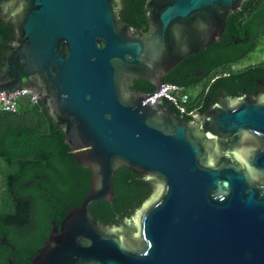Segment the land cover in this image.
I'll list each match as a JSON object with an SVG mask.
<instances>
[{"label": "water", "instance_id": "obj_1", "mask_svg": "<svg viewBox=\"0 0 264 264\" xmlns=\"http://www.w3.org/2000/svg\"><path fill=\"white\" fill-rule=\"evenodd\" d=\"M245 1L146 0L147 29L136 32L119 17L121 0H0V21L14 29L0 92L37 93L91 172L82 202L52 222L30 264H264V95L223 93L187 121L162 91L163 78L217 43ZM135 80L155 90L132 91ZM120 167L151 193L105 225L89 207L112 204Z\"/></svg>", "mask_w": 264, "mask_h": 264}, {"label": "trees", "instance_id": "obj_2", "mask_svg": "<svg viewBox=\"0 0 264 264\" xmlns=\"http://www.w3.org/2000/svg\"><path fill=\"white\" fill-rule=\"evenodd\" d=\"M145 1L121 0L119 17L135 31L147 29L143 13ZM13 37L14 29L9 21H0V67L3 50ZM221 39L224 42L210 45L208 50L185 59L196 69L225 72L217 83L224 90L233 92L239 79L264 73V60L240 73L231 70L241 61H249L252 54L264 52V47H260L264 42V0H246L241 13L229 15ZM173 71L163 78V82L181 88L190 86L183 80L185 70L180 67L178 73ZM144 88L145 93L155 90L144 80H135L130 89L140 91ZM163 102L165 106H172ZM185 107L190 109L189 104ZM172 108L176 115L190 121L188 115ZM90 179L91 173L74 161L69 148L64 145L63 133L53 125L41 103H21L16 113H0V236L5 235L18 248H30L31 255H36V248L42 247L52 222L61 221L66 209L82 202ZM112 189L111 205L96 201L89 207L92 217L105 225H117V215L130 217L151 193V187L142 175L124 167L116 170Z\"/></svg>", "mask_w": 264, "mask_h": 264}, {"label": "flooded vegetation", "instance_id": "obj_3", "mask_svg": "<svg viewBox=\"0 0 264 264\" xmlns=\"http://www.w3.org/2000/svg\"><path fill=\"white\" fill-rule=\"evenodd\" d=\"M242 7L243 4L241 6V9L236 12L241 13ZM223 35H224V31L219 37V41L217 43L224 42V40L221 39ZM244 43H246V40L244 41ZM214 44H210V45H214ZM209 46H207L205 50H208ZM262 54H264V52L256 53V55H262ZM185 58L181 60L182 62L181 66L180 65L179 67L177 66V68H175L173 73L174 74L178 73L180 67L181 70H185V75L183 80L188 82V85L190 86H187L186 88H181V87L180 88L182 94L183 91L186 90V94H184L187 96L185 105L189 104L190 109H187L185 107L186 113L184 114L188 115L190 120L195 121L196 118L200 117L205 111H207L210 108V106L218 103L223 93L229 96L230 98H240L245 96H249L253 98L256 97L257 95H264V73L259 75L251 74L244 79H239V81H237L234 84L233 92H228L224 90L223 87H221L217 83V81L225 75V72L219 69H215L210 72L205 71L203 69H196L194 65L191 64V62H188L187 61L188 59L186 60ZM263 60L264 57L261 58L258 62L250 63L251 60H249L248 61L249 63L247 64L238 63L232 66L231 70L233 72L240 73L244 69L252 65L259 64ZM191 83H195V84H191ZM29 86L39 89V86L35 80L29 82ZM145 90L146 88L141 89L140 91L141 92L144 91L143 93H145ZM53 222L59 223L60 221H56V222L53 221ZM39 249L40 248H36L37 251ZM35 256L36 255H31L30 248L28 247L24 249L18 248L15 245H13L10 242L9 238H7L5 235L0 236V264H30L31 259Z\"/></svg>", "mask_w": 264, "mask_h": 264}, {"label": "built area", "instance_id": "obj_4", "mask_svg": "<svg viewBox=\"0 0 264 264\" xmlns=\"http://www.w3.org/2000/svg\"><path fill=\"white\" fill-rule=\"evenodd\" d=\"M163 94L172 99L176 108L186 113L185 103L187 96L181 93V88L169 83H163ZM37 93L34 91H18L7 93L6 91L0 92V113L9 112L16 113L21 103L36 104Z\"/></svg>", "mask_w": 264, "mask_h": 264}, {"label": "rangeland", "instance_id": "obj_5", "mask_svg": "<svg viewBox=\"0 0 264 264\" xmlns=\"http://www.w3.org/2000/svg\"><path fill=\"white\" fill-rule=\"evenodd\" d=\"M260 47H264V42H261V43H260ZM263 57H264V54H262V55H256V53H254V54L251 55V57H250L249 60H251L250 63L258 62V61H259L261 58H263ZM240 63H241V64H247V63H249V62H248V60H243V61H241ZM0 205H1V203H0Z\"/></svg>", "mask_w": 264, "mask_h": 264}, {"label": "crops", "instance_id": "obj_6", "mask_svg": "<svg viewBox=\"0 0 264 264\" xmlns=\"http://www.w3.org/2000/svg\"><path fill=\"white\" fill-rule=\"evenodd\" d=\"M0 192H1V181H0ZM0 203H1V198H0Z\"/></svg>", "mask_w": 264, "mask_h": 264}]
</instances>
